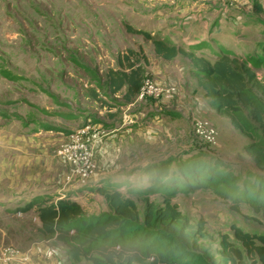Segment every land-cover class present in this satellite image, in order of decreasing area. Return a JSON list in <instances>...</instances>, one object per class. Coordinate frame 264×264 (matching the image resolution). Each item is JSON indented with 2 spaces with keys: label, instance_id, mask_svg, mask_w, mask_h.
Masks as SVG:
<instances>
[{
  "label": "rangeland",
  "instance_id": "374dc122",
  "mask_svg": "<svg viewBox=\"0 0 264 264\" xmlns=\"http://www.w3.org/2000/svg\"><path fill=\"white\" fill-rule=\"evenodd\" d=\"M227 7L225 19L235 27L247 23L235 22V15L260 18L259 26L232 43L217 41L236 56L239 69L255 74L248 85L264 97L255 82L264 83V0H0V253L6 247L23 253L47 241L37 232L34 208L20 210L32 199L55 201L69 194L92 215L106 211L95 187H118L134 200L142 217L145 199L162 205L163 195L153 190L171 183L168 177L185 183L182 171L199 164L225 177L226 183L215 189H177L170 200L195 227L202 223L204 235L196 249L201 263H223L224 234L241 249L242 264L250 263L230 227L264 234V217L246 203L234 209L227 194L264 191V168L244 149L253 140L264 143L259 124L253 121L255 134L246 136L203 96L188 58L165 60L154 53L151 40L126 30L130 25L156 38L169 36L172 43L163 40L173 44L172 35L160 32L168 21L181 25L204 11L215 21ZM176 45L210 61L223 49L202 46L194 51L183 42ZM128 50L134 53L127 61L123 56ZM129 62L144 77L173 85L175 92L169 99L131 102L123 98L124 89L109 92L108 72L128 71ZM86 123L97 135L96 169L85 181L73 177L68 182L70 168L56 151L70 132ZM153 164L168 166L165 180L150 182L144 169ZM57 257L70 264L63 251Z\"/></svg>",
  "mask_w": 264,
  "mask_h": 264
},
{
  "label": "trees",
  "instance_id": "16d2710c",
  "mask_svg": "<svg viewBox=\"0 0 264 264\" xmlns=\"http://www.w3.org/2000/svg\"><path fill=\"white\" fill-rule=\"evenodd\" d=\"M126 30L151 40L154 53L165 60H171L177 55L188 58L203 96L211 106L222 111L230 123L249 138L255 134L253 121L257 122L261 129V140H264V97L258 96L253 86L248 85L255 79V74L247 68L239 69L238 60L230 51L222 49L218 53L214 50L217 56L210 61L203 55L153 37L147 31L130 25L126 26ZM133 53L128 50L123 57L128 61ZM118 62L121 66V57ZM261 64L264 65V62ZM127 68L128 71L110 70L107 84L112 93L126 86L123 96L130 99L137 94L144 72L134 62H129ZM255 82L264 96V83L258 80ZM244 149L264 168V143L253 140ZM144 172L149 175L150 182H160L167 178L168 166L148 165ZM181 174L185 183L168 177L171 183L153 190L163 195L162 205L156 206L145 199L142 217L134 200L118 187L101 185L95 187V191L103 197L106 211L99 214H86L69 194L55 201L52 198H35L20 210L34 208L37 232L43 240L52 239L62 243L64 256L70 264L81 260L91 264H202L203 257L196 250L198 237L204 235L202 223L195 227L171 202L170 197L177 189L185 192L200 187L215 189V185L226 183V178L218 176L213 169H203L199 164H193L191 171H182ZM260 192L240 195L232 191L227 196L232 200L234 209L240 203H246L264 217V191ZM230 230L245 248L249 264H264V234L243 231L236 225H231ZM220 246L222 264L228 261L231 264H242L243 253L228 240L227 234L222 235Z\"/></svg>",
  "mask_w": 264,
  "mask_h": 264
},
{
  "label": "crops",
  "instance_id": "0c3cea01",
  "mask_svg": "<svg viewBox=\"0 0 264 264\" xmlns=\"http://www.w3.org/2000/svg\"><path fill=\"white\" fill-rule=\"evenodd\" d=\"M213 9H214V6L208 5V10H213ZM227 11H228V8H226V11H224V13L216 15L217 19L215 21L212 20V17L210 20V16L207 17V15H205L206 11L199 12L196 17L188 16L186 18L187 20L183 21L181 25L172 24V22H174L175 20H170L168 22H171V23L170 25L166 26L167 29L165 30L163 29L160 32L165 33L166 35L168 34L172 35V38H174L173 45L175 46H177L176 44H179V42H183L188 47L192 48L191 50H194V51H197L195 49H198V50L202 49L201 48L202 46L211 47L213 50L215 48H218V46L220 45H221V48L228 50V48H225V46H223L222 44L219 43V41H217V38L221 42H223V40L226 39L227 41L230 40V43H232L233 39L237 37H241V34L245 30L252 31L254 28L259 26L260 18H258L256 14L254 17H252L251 20H247L246 21L247 23L243 27H235L233 23L229 22V19H225V17L227 16L226 15ZM210 15L212 14L210 13ZM222 20L224 21V23H222ZM213 28H218V30L220 29V31L218 33H215L214 32L215 29ZM178 34L186 35V38L176 37V35ZM168 37L169 36L161 37L159 39H162V40L165 39L166 41L172 43L168 39ZM210 39H214L215 43L210 44L211 43ZM121 89H124V93H125L127 87L122 86L118 91H120ZM113 93H116V92H113ZM133 98L134 100L135 99L138 100L136 98V95L132 96L130 99H126V98L124 99L127 102L129 101L131 102ZM139 101H143V100H139ZM111 116L113 117V115ZM123 138H124V135H121L120 141H122ZM58 243L59 242H57L56 240L48 239L47 241L43 242L40 245L38 244L32 245L26 252H23L20 255V258L13 259L9 263H5V264H63L62 262L59 261L57 257L58 252L62 254V251H63L62 248L59 247ZM38 247H40L41 249L40 252L38 251ZM57 247L59 248L57 252L54 253L51 251V250L57 249ZM24 255H27L28 258L23 260L22 257ZM0 264H4V263H0Z\"/></svg>",
  "mask_w": 264,
  "mask_h": 264
},
{
  "label": "built area",
  "instance_id": "2783aa9c",
  "mask_svg": "<svg viewBox=\"0 0 264 264\" xmlns=\"http://www.w3.org/2000/svg\"><path fill=\"white\" fill-rule=\"evenodd\" d=\"M247 20H249L248 17H245V20L244 17H239L238 15L234 17V21L237 23L242 21L246 22ZM174 92L175 87L173 85L172 87H167L166 85L155 82L150 77H144L136 94V98L138 100H145L147 98L156 100L162 97L169 99ZM66 138L67 140L65 142L58 145L56 151L57 155L61 157L70 168L65 179L69 182L73 177L82 181L91 178L96 169L93 153V143L97 139L96 133L93 132L91 126L86 123L80 128L70 132ZM21 254V252L12 247H6L0 253V263H9L13 259L20 258ZM27 258V255L22 257V259Z\"/></svg>",
  "mask_w": 264,
  "mask_h": 264
}]
</instances>
